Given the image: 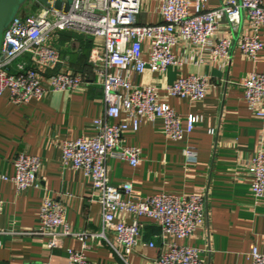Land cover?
Instances as JSON below:
<instances>
[{
    "label": "built area",
    "instance_id": "built-area-1",
    "mask_svg": "<svg viewBox=\"0 0 264 264\" xmlns=\"http://www.w3.org/2000/svg\"><path fill=\"white\" fill-rule=\"evenodd\" d=\"M210 0H160V22L142 24L139 21L141 0H71L66 13L36 8L32 15L20 14L4 31L0 50V96L8 93L9 103L22 105L41 101L50 93H81L90 83L102 93V115L92 125L95 134L60 143L61 165L82 172L91 183L90 202L101 208L102 225L94 235L123 261L132 254L141 236L140 219L152 221L165 236L177 240L191 237L205 225V197L202 193L174 195L160 193L146 198L133 196L131 183L111 186L107 176V161L116 159L136 167L141 150L124 147L123 135L137 132L143 123H163L166 138L180 141L203 122L202 115H189L183 125L180 116L170 108L154 84L134 83V77L145 71L164 74L169 68H181L182 61L194 64H223L230 57L237 33L240 53L251 62L257 61L262 49L260 32L264 27L262 0H222L219 7L207 9ZM247 21L251 31L241 35L239 29ZM72 32L91 41L88 63L92 80L71 70L58 71L68 63L62 59L55 43L58 35ZM187 55L183 60L176 52ZM146 57V58H144ZM249 112L264 119V73H250L242 84ZM213 88L208 77H179L165 88L169 97L202 101ZM213 135L214 131L210 130ZM187 162L197 158L195 149L183 151ZM14 173L1 177L11 182L17 193L39 188L42 162L27 153L13 160ZM250 191L254 198L264 200V140L247 165ZM3 202L0 200V213ZM130 215V224L119 219ZM37 235L46 238V248H61L66 238H77L66 221V209L46 196L38 213ZM115 235L112 241L107 233ZM6 232L0 228L1 237ZM149 248H156L152 241ZM83 249L68 250L66 264H92ZM198 249L163 243L159 247L157 264H203ZM251 264H264L263 251L256 247Z\"/></svg>",
    "mask_w": 264,
    "mask_h": 264
},
{
    "label": "crops",
    "instance_id": "crops-1",
    "mask_svg": "<svg viewBox=\"0 0 264 264\" xmlns=\"http://www.w3.org/2000/svg\"><path fill=\"white\" fill-rule=\"evenodd\" d=\"M222 0L208 1L206 8L219 7ZM264 4V0H262ZM160 0H141L139 21L142 24L160 22ZM25 14V13H24ZM27 15V14H26ZM251 31L247 21L239 29L241 35ZM223 64H194L182 61L181 68H169L158 75L145 71L134 77L137 84H154L165 102L186 123L189 115H202L203 122L180 141L165 137L163 123H143L135 132L123 135L122 146L141 150L136 167L116 159L107 161V176L111 186L131 183L135 198L160 193L205 197L206 222L195 233L177 240L161 233L150 220L142 218L141 236L127 262L96 238L102 225L101 208L90 202L91 183L82 172L61 165L60 143L95 134L92 123L103 112L101 90L90 83L81 93H50L41 101L31 100L22 105L9 103L8 93L0 96V264H66L68 250L83 249L92 264H157L159 247L176 243L198 249L203 264H251L254 247L263 251L264 200L250 191L247 165L254 157L261 139L264 140V119L252 115L243 96L242 84L250 73H264V27L260 32L262 49L256 62L248 61L237 46L238 34ZM62 59L68 63L58 71L71 70L92 80L88 63L91 41L72 32L58 35L55 43ZM183 60L187 55L176 52ZM146 58V57H144ZM205 76L213 85L202 101L179 100L169 97L165 88L179 77ZM213 130L214 134H209ZM197 153L196 161L187 162L184 149ZM27 153L42 162L39 188L17 193L11 182L1 177L14 173L13 160ZM49 196L66 209V221L77 238H66L61 248L48 250L46 238L37 235L38 213L42 200ZM130 224L133 217L120 215ZM107 239L115 237L112 231ZM153 242L156 248H149Z\"/></svg>",
    "mask_w": 264,
    "mask_h": 264
},
{
    "label": "water",
    "instance_id": "water-1",
    "mask_svg": "<svg viewBox=\"0 0 264 264\" xmlns=\"http://www.w3.org/2000/svg\"><path fill=\"white\" fill-rule=\"evenodd\" d=\"M29 0H0V50L4 31L11 25L13 20L22 15V8ZM36 6L66 13L71 0H34Z\"/></svg>",
    "mask_w": 264,
    "mask_h": 264
},
{
    "label": "rangeland",
    "instance_id": "rangeland-1",
    "mask_svg": "<svg viewBox=\"0 0 264 264\" xmlns=\"http://www.w3.org/2000/svg\"><path fill=\"white\" fill-rule=\"evenodd\" d=\"M37 10L33 7L32 1H29L26 5L23 6L22 8V13H25L27 15H32L36 12Z\"/></svg>",
    "mask_w": 264,
    "mask_h": 264
},
{
    "label": "flooded vegetation",
    "instance_id": "flooded-vegetation-1",
    "mask_svg": "<svg viewBox=\"0 0 264 264\" xmlns=\"http://www.w3.org/2000/svg\"><path fill=\"white\" fill-rule=\"evenodd\" d=\"M29 1H32L33 7H34L35 9L38 8V7H40V6H36V5H35V1H34V0H29ZM29 1H28V2H29ZM28 2H27V3H28Z\"/></svg>",
    "mask_w": 264,
    "mask_h": 264
}]
</instances>
